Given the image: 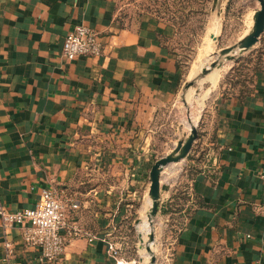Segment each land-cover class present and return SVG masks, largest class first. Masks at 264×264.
Segmentation results:
<instances>
[{"label":"crops","instance_id":"obj_1","mask_svg":"<svg viewBox=\"0 0 264 264\" xmlns=\"http://www.w3.org/2000/svg\"><path fill=\"white\" fill-rule=\"evenodd\" d=\"M120 1L0 0V206L33 208L42 189L79 202L68 216L79 235L54 264L133 263L109 246L124 238L136 180L148 187L152 120L181 88L172 29L152 15L121 16ZM78 25L99 32L101 56L64 57ZM258 77L251 94H222L206 109L186 158L195 169L187 213L163 264H264V73ZM22 233L0 219V264H39Z\"/></svg>","mask_w":264,"mask_h":264},{"label":"rangeland","instance_id":"obj_2","mask_svg":"<svg viewBox=\"0 0 264 264\" xmlns=\"http://www.w3.org/2000/svg\"><path fill=\"white\" fill-rule=\"evenodd\" d=\"M120 15L126 17L130 11L134 17L152 15L172 30L169 45L177 56L182 79L179 92L170 101L164 102L151 124L149 154L145 160L148 187H138L133 195V207L124 238H117L119 259L132 264H163L170 243L183 222L187 212L185 205L190 177L194 168L189 159L165 167L161 173V201L156 217L151 221L154 240L149 235L147 243L142 241L138 226L143 216V205L149 196L150 171L153 165L175 150L179 142L191 133L187 125L190 113L198 116L197 130L208 106L220 95H249L257 86L258 75L264 73V33L252 48L240 50L239 41L254 27V13L261 8L258 0H121ZM131 4L127 6V4ZM168 39V38H167ZM233 47L226 56L221 51ZM213 62L221 71L217 85L206 81L201 70ZM193 74V75H192ZM205 79V80H204ZM120 177L118 170L113 171ZM147 186V185H146ZM174 201H169L170 189ZM182 201H178L177 198ZM153 250L148 251L150 243ZM145 249L150 254L147 256ZM114 256V255H113ZM155 257V262H152ZM124 262V261H123Z\"/></svg>","mask_w":264,"mask_h":264},{"label":"built area","instance_id":"obj_3","mask_svg":"<svg viewBox=\"0 0 264 264\" xmlns=\"http://www.w3.org/2000/svg\"><path fill=\"white\" fill-rule=\"evenodd\" d=\"M103 50L104 44L99 32L89 26L78 25L67 34L62 51L68 61H74L79 57L101 56ZM259 177L263 184L264 212V162ZM70 209H79V202L71 197H61L55 190L42 189L35 207L9 211L0 206V219L4 228L12 225L23 227V242L38 250L39 264H54L64 255L69 241L79 235L77 230L68 229ZM4 247L6 259H9L14 254L13 243L6 241ZM109 249L114 256L118 254L113 245Z\"/></svg>","mask_w":264,"mask_h":264},{"label":"water","instance_id":"obj_4","mask_svg":"<svg viewBox=\"0 0 264 264\" xmlns=\"http://www.w3.org/2000/svg\"><path fill=\"white\" fill-rule=\"evenodd\" d=\"M261 8L254 13V27L253 30L243 37L238 44L240 50H247L256 45L261 35L264 33V0H258ZM234 50L233 47L223 49L221 55L226 56ZM217 66L216 62H213L209 68H203L201 70L203 75H206L208 71ZM199 134L197 126L191 128V133L185 141L179 142L173 153L170 155L161 158L158 160L152 167L150 171V188L149 196L152 200V206L150 208L148 218L152 221L153 217H156L160 209L161 201V173L165 167L173 163H179L180 161L186 159L192 148L198 139ZM151 241L154 240V235L151 234ZM148 251H151V248H147ZM152 262H155V257H153Z\"/></svg>","mask_w":264,"mask_h":264},{"label":"bare ground","instance_id":"obj_5","mask_svg":"<svg viewBox=\"0 0 264 264\" xmlns=\"http://www.w3.org/2000/svg\"><path fill=\"white\" fill-rule=\"evenodd\" d=\"M220 79H221V71L218 70V69H215L214 71H211V73L209 75H207L206 81H209L210 83H212L215 86V85L218 84V82L220 81ZM187 119L188 120H187L186 123H187V125H188L189 128H191L192 126L197 125L198 116H195V114L190 113L189 114V117H187ZM143 206H144L143 207V211H142L143 212V216H142V220L139 223L138 229H139V232L142 235V241L144 243H147L148 238H149V235H151L152 232H153L152 225H151V221L148 218V214H149L150 208L152 206V200H151V198H148L147 201H146V204L143 205ZM153 245H154V243L152 242L148 246L150 248H152V250H153ZM145 251H146L145 254L147 256H150V254L147 252L146 249H145ZM119 264H127V263L121 261V262H119Z\"/></svg>","mask_w":264,"mask_h":264}]
</instances>
